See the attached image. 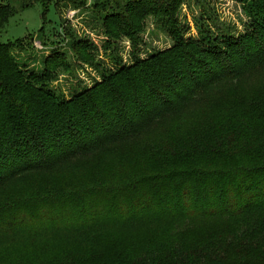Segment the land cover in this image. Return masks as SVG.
<instances>
[{
	"label": "trees",
	"instance_id": "obj_1",
	"mask_svg": "<svg viewBox=\"0 0 264 264\" xmlns=\"http://www.w3.org/2000/svg\"><path fill=\"white\" fill-rule=\"evenodd\" d=\"M57 1L0 0V30ZM180 1L135 0L106 16L107 34L134 42L141 7L153 11L174 46L69 99L48 84L51 66L70 68L62 54L38 71L22 61L27 38L0 42V264H264V79L250 86L264 71V0H236L249 31L224 47L179 34ZM84 160L92 165L76 166ZM148 223L168 225L174 255L153 254V236L98 241L90 252L51 238ZM183 224L192 228L178 236ZM121 248L127 259L113 261Z\"/></svg>",
	"mask_w": 264,
	"mask_h": 264
},
{
	"label": "rangeland",
	"instance_id": "obj_2",
	"mask_svg": "<svg viewBox=\"0 0 264 264\" xmlns=\"http://www.w3.org/2000/svg\"><path fill=\"white\" fill-rule=\"evenodd\" d=\"M132 1L135 0H60L55 6H48L45 16L44 9L35 4L10 18L7 25L0 30V42L16 43L27 38L22 61L27 57L33 58L31 64L36 63L35 68L38 71L44 70L43 61L46 57L62 54L64 57L61 58L70 68L62 66L54 69V66H51L48 84L57 95L69 99L82 89L100 82L102 74L114 71L122 65L129 66L136 57L146 59L158 51H165L174 46V38L166 25L158 22L153 11H144L142 7L140 12H145L146 15L142 20L143 30L137 32V41L133 42L126 36L114 37L106 33L103 28L106 16L127 14V5ZM160 4L158 3V6ZM156 6L157 4H149L152 10H155ZM133 10V14L140 15L138 8ZM175 18L179 34L185 39H206L208 42L206 41L205 45L220 43L223 47L229 37L237 39L247 33L250 24L248 16L236 0H182L179 2ZM202 28H206L207 32L204 33ZM73 42H87L88 47L75 51ZM54 64L63 65V62L58 60L54 61ZM263 79L264 71L257 73L250 79V86H257ZM233 82L237 84L236 81ZM225 85L227 83L223 84ZM217 96L218 92H215V98ZM169 98L175 100V96ZM129 147L132 145L127 148ZM82 165L91 166L92 160L76 164L77 167ZM167 227L166 223H159L158 226L148 223L121 231L123 229L115 226L101 225L87 231L52 235L51 238L58 246L79 247L81 252H90L93 250L91 244L95 247L98 241L122 243L129 237L144 241L153 236L155 241L151 246L157 247L153 254L163 256L168 250L172 254L173 250L174 255L175 249L170 248V243L165 245ZM190 228L192 227L183 224L177 228L173 226V231L178 236H185ZM5 240L0 237V247ZM147 243H151L149 239ZM165 246L168 249L166 251ZM120 250L113 257V261L127 259L126 253L122 248Z\"/></svg>",
	"mask_w": 264,
	"mask_h": 264
}]
</instances>
